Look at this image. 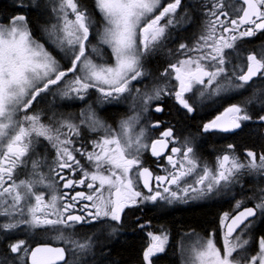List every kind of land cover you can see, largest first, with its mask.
<instances>
[{
  "label": "snow or ice",
  "instance_id": "obj_1",
  "mask_svg": "<svg viewBox=\"0 0 264 264\" xmlns=\"http://www.w3.org/2000/svg\"><path fill=\"white\" fill-rule=\"evenodd\" d=\"M195 7L202 11L205 23L189 43L179 40V32L197 18L183 0H49L46 5L42 0H12L14 14L0 19V264H75L70 254L76 253L92 255L95 261L97 242L92 236L75 239L77 231L106 224L111 228L109 235H114L117 226L124 224L126 210H133L135 216V210L143 211L148 205L163 211L177 205H202L235 185L243 188L245 173L264 176V149L258 154L246 148L241 160L236 146L228 144L229 151L218 155L213 167L203 160L198 146V140L211 133L238 135L252 124L257 133L264 129V94L253 93L240 102H232L236 97L229 95L253 78H264V55L249 54L246 65L241 62L230 68L225 52L235 50L242 38L264 33V0H240L236 7L229 5L231 11L224 10L221 0H199ZM32 16L47 43L36 38ZM169 41L177 42V47L175 52L169 49L175 62L161 73L167 82L141 94L138 85L148 75L145 61ZM105 49L113 62L105 59ZM134 88V99L144 113H162L163 106L153 102L165 96L178 106V114L183 110L185 120L196 119L193 97L197 94L200 111L205 100L226 106L203 121L198 133L182 140L175 124L165 127L160 120L150 124L152 130L162 129L152 138L145 127H139L140 112L120 119L117 127L109 125L91 104L81 109L79 122L72 114L57 115L56 111L49 123L42 122L38 113L29 114L49 95L87 101L95 90L97 103L103 106L124 102ZM253 105L257 110L250 111ZM85 132L104 134L85 142ZM40 138L56 151L50 169L56 179L41 170L44 161L37 156L31 159L27 178L19 180L18 169L28 165L26 158ZM149 151L162 174L143 166L142 156ZM77 154L91 167H85ZM58 185L67 191L59 192ZM41 188L48 189L47 198ZM83 188L88 191L77 190ZM249 199L256 200L254 207L235 199L231 210L221 212L218 229L182 248V264H264V233L254 232L258 221L264 224V189L258 199ZM137 226L146 227L139 217L133 227ZM40 228L50 230L60 246L33 247L25 236L17 238V233ZM192 232L185 231L184 236ZM147 236L142 264H156L154 258L166 253L169 233L161 226L159 234L148 231ZM253 240L256 251L251 253ZM110 253L109 247H101L96 264H104Z\"/></svg>",
  "mask_w": 264,
  "mask_h": 264
},
{
  "label": "flooded vegetation",
  "instance_id": "obj_2",
  "mask_svg": "<svg viewBox=\"0 0 264 264\" xmlns=\"http://www.w3.org/2000/svg\"><path fill=\"white\" fill-rule=\"evenodd\" d=\"M52 2H55V0H52ZM49 0H42V4H48ZM183 3L186 6H190V11L195 15L197 18L194 23H192L190 26L187 27V30L180 31L179 32V40L180 41H187L189 43L193 42V37L198 36L200 34V30L203 27L205 20L202 11L197 10L195 5L199 3V0H183ZM221 3L225 5L224 10L225 11H231L232 7H236L239 5L240 0H221ZM238 47L235 50L232 49H226L225 52L229 54L231 65L234 66L237 63H243L247 64V55L255 53L258 57L261 55H264V33H260L255 37L251 38H242L237 41ZM177 47V42L169 41L166 46L163 48V50L159 51L156 55L150 57L148 60L145 61V70L148 72V75L144 78V82L142 84H139L138 87L140 89V93L143 94L146 91H151L154 86H162L167 81L164 77L161 76V73L164 71L165 68L168 67V64L170 62H175V58L170 56L169 49L172 50V52H175V49ZM239 70V69H237ZM172 83H176L174 80ZM236 83H239V81H236ZM133 84H136V82H133ZM199 87V86H197ZM253 93L256 94H264V78H253V81L249 83V85H246L243 89H237L229 95L235 96L236 100L232 102H240L248 97L252 96ZM187 95L192 96V93H188ZM127 99L124 102L113 104V105H103L101 106L99 103H97V99L99 97V93L95 92V90H91L89 97L87 101H68L61 99L58 95L52 96L49 95L47 97V104H51L52 108H56L58 110L56 113L59 115L60 113H63L64 115L68 114H76V117L79 116L82 108H86L88 104H91L97 112L106 119L107 123L111 125L112 127H117L118 122L122 118H127L128 116L135 115L137 112H140L141 120L139 127H145L147 129V134L150 135L152 138L158 137L160 134V131L162 129H151V122H154L156 120H160L165 127L169 126L170 124L176 125V131L177 134L181 135V140L183 139V136L189 135L191 133L192 135H195L198 133L202 128L203 121L211 119L217 111L221 110L223 106H226L224 104H213V101L205 100L202 107L203 111H200V98L197 94L193 97L194 101L197 103V114L195 120H185L183 118V110H180V113L178 114V106L174 105V101L170 99L169 97L165 96L163 100L161 101H154L153 104H161L164 108V111L162 113H156L154 110H152L149 113H144L141 109L139 101H136L134 98L136 96L135 88L133 89V92L131 95L126 94ZM215 100H220L222 98H214ZM38 105V104H36ZM35 105V108H36ZM48 105V106H49ZM32 108L29 111V114L34 112V109ZM50 108V107H49ZM250 111L257 110V106H249ZM51 114H53V111H51ZM50 114V117H51ZM50 117L46 120L45 117L41 118L42 121H46L49 123ZM79 118H75L76 122H79ZM104 133H84V141L87 142L88 138L92 135L96 136H102ZM248 137L250 138V141L248 144H242V138L241 137ZM251 137H255V139H252ZM42 142V141H39ZM228 144H234L236 146L235 151L237 155L241 158V160H244L245 158V149L251 148L254 149L258 154L262 149H264V129H261L259 133L256 132V125L252 124L249 126H246L243 131H241L238 135H232V134H222V133H211L202 138V140H198V146H199V152L203 160L209 162L213 167L216 165V157L226 151H229L227 149ZM88 148H91V145L88 144ZM47 155L44 157L46 158H55L56 151L55 149L49 144L47 147ZM30 153V158L33 157ZM40 156V155H39ZM78 158L81 160V163L85 165L84 157H80L79 154H77ZM42 157V156H40ZM43 158V157H42ZM28 159V158H26ZM143 166L149 168L154 174H162L161 168L158 167L156 158L151 156L150 151L145 153L142 156ZM162 164H167L166 160H161ZM31 167V160H29V163L26 167H21L18 169V179L20 178L23 171H25L27 168ZM68 170H65L67 172ZM71 175L70 173H68ZM76 178H79V175H77ZM54 179H56L54 177ZM139 179V177H137ZM241 183L243 184V188H241V185H235L231 190L217 198L215 201L207 202L202 205H177L172 208H169L167 211L177 212L180 211L181 208L184 206H198V207H207L208 205H215L216 207H220L221 209L217 212L216 215V222L215 225L211 228H208L203 231H199L194 229V232H192V235L195 237H206V234L209 233V231L212 228L219 227V216L222 211L225 210H231V208L234 206L235 199H244L245 200V206H255L256 200L249 199V197L255 196L257 199L259 198V192L260 189L264 188V176H258L256 174H248L245 173L244 176L241 178ZM140 188H143L141 186V181L139 184ZM59 192L67 191L62 188V186L58 185ZM77 190H83L87 192V188L83 189H77ZM146 191V190H145ZM74 194V192L72 193ZM107 194V193H105ZM89 203V202H85ZM127 215L124 216V224L122 227H119V231L115 233L114 235H109L111 232V228L108 227L106 224L103 226L97 225L94 227L85 228L83 230H79L75 233V238H85L88 236H92L93 240L95 238H102V242L107 244L106 241L108 239H112L115 243L120 241L121 237L130 238L133 237V235H138L140 239L142 238L144 240L143 242V250L147 246L148 236L147 232L152 231L156 234H159L161 231V226H164L168 230L169 233V243L171 241V231L167 226L165 225H157V226H150V222L145 220L149 217V214L154 212H162L163 210L155 209L152 205H148L143 211L141 210H135V216L137 214H142L144 216V219H141L139 217L140 223L144 224L146 227L144 229H141L140 227H136L133 229H130L133 227L134 222H136V217L132 214L133 210H126ZM115 222L108 221V224H114ZM259 224V221L257 222V226ZM258 231V228L254 230ZM199 234V235H197ZM182 235H178V242H176L175 245V253L177 254V260L178 263L181 264V254H180V240L182 239ZM217 241L219 242V245L222 247V240L220 239L219 234H217ZM103 246H96L94 250V255L97 258L98 253L100 254V248ZM169 245V244H168ZM166 246V248L168 247ZM249 251L251 253H254L256 251V245L255 241L253 240L252 244L249 247ZM163 255V254H161ZM160 255V256H161ZM142 258V257H141ZM155 259V258H154ZM85 260H87V264H95L94 260L92 259V255H77L75 264H84Z\"/></svg>",
  "mask_w": 264,
  "mask_h": 264
},
{
  "label": "trees",
  "instance_id": "obj_3",
  "mask_svg": "<svg viewBox=\"0 0 264 264\" xmlns=\"http://www.w3.org/2000/svg\"><path fill=\"white\" fill-rule=\"evenodd\" d=\"M14 12L12 10V4L10 5L7 0H0V19H4L9 15H13ZM30 19L33 22V29L35 36L38 40L45 41L43 38V31L38 29L36 26V17L32 16ZM95 43V40L92 41ZM242 144H248L250 138L241 137ZM255 139V137H251ZM220 207H216L215 205H208L207 207H192V206H184L180 211L172 212V211H162V212H154L149 214V217L146 218L148 222H150V226L157 225H165L170 229L171 233V241L166 248V253L155 258L156 264H179L177 260V254L175 253V245L178 242V235L184 236L185 231L189 230H199L203 231L208 228H211L215 225L217 212L220 210ZM140 216L141 219H144L142 214H137L135 217ZM135 224V222H134ZM257 226L258 230L261 233H264V224L259 223ZM136 227H131L133 229ZM36 239L32 241L29 233H17V238L21 236H25L29 243L34 246L39 243H49L53 244L54 242L51 239H41L37 237V235H44L47 233L45 230L37 229L33 231ZM49 236V235H48ZM138 236V235H137ZM136 235L133 237L126 238L121 237L120 241L115 243L111 238L108 239L107 244L105 246L111 249L110 255H107L104 258V264H142V252H143V242L144 240ZM1 247L3 246L0 244ZM98 257L95 260V264L97 261L101 259L100 254H97Z\"/></svg>",
  "mask_w": 264,
  "mask_h": 264
},
{
  "label": "rangeland",
  "instance_id": "obj_4",
  "mask_svg": "<svg viewBox=\"0 0 264 264\" xmlns=\"http://www.w3.org/2000/svg\"><path fill=\"white\" fill-rule=\"evenodd\" d=\"M8 1V3L11 5L12 4V0H7ZM43 33V32H42ZM43 38H45V41H46V43L48 42V40H47V37H46V35L45 34H43V36H42ZM95 43H96V41H95ZM50 48H54V46L53 45H51V44H49L48 45ZM57 52H58V50H56ZM89 51H91V49H89ZM105 51H106V53H107V55H106V57H105V59L106 60H109V62H113V61H111L110 60V50H108V49H105ZM62 53H60L59 54V56L62 58ZM94 55V54H93ZM65 64H67V61H63ZM71 75V74H70ZM58 95V94H57ZM59 96V95H58ZM60 97V96H59ZM52 104V103H51ZM51 104L49 105V103L47 104V98L42 102V103H39L38 105H36V108H35V106L33 107V108H35L34 109V112L33 113H31V114H34V113H38L40 116H41V118H43V117H45L46 118V120L48 119V117H50V114H51V111H58V110H56V108H52V106H51ZM49 105V106H48ZM50 107V108H49ZM30 111V110H29ZM61 114V113H60ZM21 116L23 115V113H21L20 114ZM51 116H52V114H51ZM65 116H67V115H65ZM72 117H73V119H75V118H79V116L78 117H76V114H72ZM42 120V119H41ZM43 122V121H42ZM44 123H47L46 121H44ZM39 141H42V142H39L37 145H36V147H35V149L31 152V154L32 155H34L33 157H31V158H28L29 160H31V159H34V158H36L37 156H42L43 157V161H44V165L45 166H43L42 167V171L45 173V174H50V175H52V178L54 179V174H51L50 173V169H51V167H53L54 165H55V160H56V156H55V158H46V157H44L45 155H47V147L49 146V143L46 141V140H43V138H40L39 139ZM0 150H2V149H0ZM84 161H85V167H88V168H90L91 166L89 165V163H88V161L84 158ZM31 170V167H29V168H27L25 171H23L22 172V174H21V176H20V178H19V180H23V179H26L27 178V173L29 172ZM264 189V188H263ZM38 190H40V191H44L45 193H46V198H47V195H48V189H46V188H41V189H38ZM58 190H59V187H58ZM41 230H45V231H47V233L46 234H44V235H37V237H39V238H41V239H51V241L52 242H54V244H60L61 242H59V241H56V240H54L53 239V233L50 231V230H47V229H44V228H40ZM37 230V229H36ZM29 234H30V238L32 239V241H34L35 239H36V237H35V233L33 232V231H31V232H28ZM49 235V236H48ZM75 238V237H74ZM87 237H85V238H75V239H79V240H81V241H83V240H85ZM196 239H198V237H195L194 235H188V236H184L183 237V239H181L180 241V254H181V264H182V260H183V255H182V251H181V249L182 248H188V247H190V246H192L194 243H195V241H196ZM95 240H96V242H97V246L99 247V246H103V244H105L104 242H102V238H95ZM0 247H1V245H0ZM65 247H68L67 245H65ZM81 253H76L74 256H72L71 254H70V258L71 259H73L74 261H76V257H77V255H80ZM81 255H83V254H81ZM84 256V255H83Z\"/></svg>",
  "mask_w": 264,
  "mask_h": 264
},
{
  "label": "water",
  "instance_id": "obj_5",
  "mask_svg": "<svg viewBox=\"0 0 264 264\" xmlns=\"http://www.w3.org/2000/svg\"><path fill=\"white\" fill-rule=\"evenodd\" d=\"M141 186L143 187V182L142 181H141ZM39 244H47V245H50V246H60L59 244H49V243H39ZM36 245H34L33 247H35Z\"/></svg>",
  "mask_w": 264,
  "mask_h": 264
}]
</instances>
